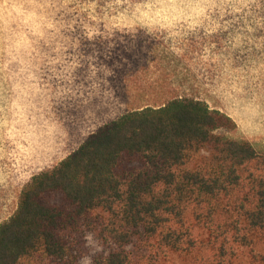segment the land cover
Returning <instances> with one entry per match:
<instances>
[{
  "label": "trees",
  "instance_id": "trees-1",
  "mask_svg": "<svg viewBox=\"0 0 264 264\" xmlns=\"http://www.w3.org/2000/svg\"><path fill=\"white\" fill-rule=\"evenodd\" d=\"M91 39L75 75L95 73L88 98L112 114L23 186L0 264H82L93 243L95 264H264V152L220 133L237 126L229 114L152 77L145 31Z\"/></svg>",
  "mask_w": 264,
  "mask_h": 264
},
{
  "label": "rangeland",
  "instance_id": "rangeland-1",
  "mask_svg": "<svg viewBox=\"0 0 264 264\" xmlns=\"http://www.w3.org/2000/svg\"><path fill=\"white\" fill-rule=\"evenodd\" d=\"M139 30L156 44L154 79L228 112L237 126L220 133L264 152V0H0V223L112 114L88 98L95 73L75 75L86 37Z\"/></svg>",
  "mask_w": 264,
  "mask_h": 264
},
{
  "label": "crops",
  "instance_id": "crops-1",
  "mask_svg": "<svg viewBox=\"0 0 264 264\" xmlns=\"http://www.w3.org/2000/svg\"><path fill=\"white\" fill-rule=\"evenodd\" d=\"M219 109V108H218ZM220 110H222V109H220ZM222 111H224V110H222ZM225 112V111H224ZM227 114H229L228 112H226ZM230 115V114H229ZM231 117H232V115H230ZM233 118V117H232ZM234 119V118H233Z\"/></svg>",
  "mask_w": 264,
  "mask_h": 264
}]
</instances>
